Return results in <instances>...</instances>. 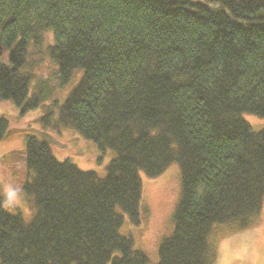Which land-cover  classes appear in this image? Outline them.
Listing matches in <instances>:
<instances>
[{"label": "trees", "instance_id": "1", "mask_svg": "<svg viewBox=\"0 0 264 264\" xmlns=\"http://www.w3.org/2000/svg\"><path fill=\"white\" fill-rule=\"evenodd\" d=\"M44 57L53 87L32 68ZM68 84L40 135L62 125L114 158L101 177L27 136L33 212L25 221L0 197V264H149L120 229L141 225L140 173L171 164L181 193L157 264H215L218 227L260 223L264 129L243 115L264 118V0H0V103L23 116Z\"/></svg>", "mask_w": 264, "mask_h": 264}, {"label": "rangeland", "instance_id": "2", "mask_svg": "<svg viewBox=\"0 0 264 264\" xmlns=\"http://www.w3.org/2000/svg\"><path fill=\"white\" fill-rule=\"evenodd\" d=\"M50 43V37L47 38ZM32 68L38 81L46 82L48 87L57 85L54 63L44 57L36 58ZM71 84V82H70ZM70 84L60 86L55 92L49 91L46 101L39 108L20 116L12 103H0V115L8 122L7 137L0 141V197L3 207L10 214H18L25 221L31 218L32 202L21 194L22 185L28 180L25 168L24 148L27 136L43 138L50 146L54 158L62 162L69 160L81 171H95L98 176L105 175V167L114 158L111 150L104 152L92 141L85 140L76 131L57 125L58 128L43 131L40 135L37 122L46 114L53 101L63 104L72 90ZM58 118V114H56ZM52 119H55L53 116ZM243 120L251 130L264 129V118L243 115ZM54 125V124H53ZM180 171L177 164L171 166L159 177L149 179L140 173L142 196L139 215L141 225L134 227L125 217L121 234L129 236L134 248L142 252L149 264L159 261L158 248L161 241L172 232V217L181 193ZM26 199H24V197ZM264 202V201H263ZM31 208H30V205ZM260 223L253 229L242 233L230 234L228 228L218 227V258L215 264H264V203Z\"/></svg>", "mask_w": 264, "mask_h": 264}]
</instances>
